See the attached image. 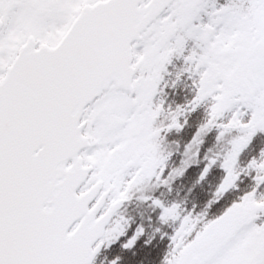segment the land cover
<instances>
[{
    "label": "snow or ice",
    "instance_id": "1",
    "mask_svg": "<svg viewBox=\"0 0 264 264\" xmlns=\"http://www.w3.org/2000/svg\"><path fill=\"white\" fill-rule=\"evenodd\" d=\"M181 82L191 98L167 102ZM200 107L183 151L165 153ZM213 129L228 147L202 155ZM257 133L264 0H0V264H96L104 249L138 264L153 224L172 226L160 264H264V149L246 154ZM193 163L189 193L223 170L207 208L243 194L213 218L188 210L173 184ZM145 184L133 222L122 210Z\"/></svg>",
    "mask_w": 264,
    "mask_h": 264
},
{
    "label": "trees",
    "instance_id": "2",
    "mask_svg": "<svg viewBox=\"0 0 264 264\" xmlns=\"http://www.w3.org/2000/svg\"><path fill=\"white\" fill-rule=\"evenodd\" d=\"M173 63L177 66L178 60H174ZM186 90L187 88L182 90L184 92V95L182 96L180 102H178V98L176 97L179 95L178 92L171 89L168 90L170 93L167 96V102L172 103L174 101L175 103H184L186 101ZM204 115V108H198L196 112L192 113L189 116V124L181 133H171L169 135V139L164 141L165 153L177 152L178 144L180 151H183V144L191 138V134L195 131L198 124L202 122V120L204 119ZM215 136L216 130L213 129L205 137V142L201 146L202 155L208 147H211L216 153H222L226 150V148L228 147L227 141L225 140L220 143H216ZM262 149H264V133H257L256 137L253 138L252 143L249 145V148L246 149L247 158L250 159L252 155H258L259 151ZM179 159V154L174 155L172 161H170V166L178 164ZM244 162H246V158ZM202 167L203 164L197 165L193 163L192 168L189 169L185 177L177 178V181L173 184V196L178 200L185 201V207L188 210H192L196 213L203 212L205 213V215H207L208 218H213L214 216L219 215L225 206L235 200L232 199L234 196L237 199L240 195H242L243 189L246 187V185L242 184L240 188L231 190L229 193L225 194L224 198L214 203L211 207L207 208V201L211 199L214 188L216 184L219 183V180L223 175V170L218 167H214L210 171L208 177L204 181H201L199 184H196L192 192L189 193L188 188L192 187L195 180L198 178V170ZM151 191L152 186L148 184L145 188L135 191V196L132 201L133 204L130 206L129 203L127 205V208L124 209L125 212L122 214L126 215L133 222H140L141 218L146 217L147 215V209L142 198L145 195H148ZM130 208L133 209L132 214H130ZM147 227H149L148 236L151 237L155 235L157 238L153 240L150 245H143V241L138 242L142 246L141 250L137 252L138 264H160L164 254L167 251L169 241L167 236H165L162 240L159 239V236L163 232L171 233L172 226L171 224L160 226L161 233H156L154 231L156 227L155 224ZM116 255H121L123 264V261L127 259V256L130 255V253H114L112 249H104L100 253V255H98L96 264H111Z\"/></svg>",
    "mask_w": 264,
    "mask_h": 264
},
{
    "label": "rangeland",
    "instance_id": "3",
    "mask_svg": "<svg viewBox=\"0 0 264 264\" xmlns=\"http://www.w3.org/2000/svg\"><path fill=\"white\" fill-rule=\"evenodd\" d=\"M184 83L185 82H181L178 86H177V90L176 89H174V91H177L178 92V94L182 91V90H184L185 88H187V87H184ZM188 83H190V82H188ZM186 92V98L187 99H190L191 98V96H192V93H191V91L189 90V88H187V90L185 91ZM180 139H182V138H180ZM163 149H165V147H164V142H163ZM164 152H165V150H164ZM147 186V184H145V185H141V186H139L138 188H137V190L136 191H138V190H140V189H143V188H145ZM137 193V192H136ZM134 196H135V193L133 194V199H134ZM133 199L131 200V202H130V206L133 204ZM232 199H236V197L234 196ZM127 208V207H126ZM125 212V210H123V212L122 213H124ZM133 213V209L132 208H130V214H132ZM131 217V216H130ZM257 222H259V221H257Z\"/></svg>",
    "mask_w": 264,
    "mask_h": 264
},
{
    "label": "flooded vegetation",
    "instance_id": "4",
    "mask_svg": "<svg viewBox=\"0 0 264 264\" xmlns=\"http://www.w3.org/2000/svg\"><path fill=\"white\" fill-rule=\"evenodd\" d=\"M181 64H182V61H181V60H178V65H177V66L179 67ZM178 85H179V84H178ZM167 91H168V90H167ZM168 93H170V92L168 91ZM183 95H184V92L181 91V92L179 93V95L176 96V97L178 98V102L181 101Z\"/></svg>",
    "mask_w": 264,
    "mask_h": 264
}]
</instances>
